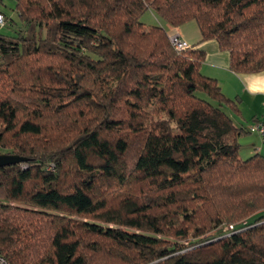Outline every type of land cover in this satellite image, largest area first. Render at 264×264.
Wrapping results in <instances>:
<instances>
[{"label":"trees","instance_id":"obj_1","mask_svg":"<svg viewBox=\"0 0 264 264\" xmlns=\"http://www.w3.org/2000/svg\"><path fill=\"white\" fill-rule=\"evenodd\" d=\"M147 9L194 20L232 71L264 70V0H15L0 25V153L25 158L0 166L10 264H264V154L239 156V99Z\"/></svg>","mask_w":264,"mask_h":264},{"label":"crops","instance_id":"obj_2","mask_svg":"<svg viewBox=\"0 0 264 264\" xmlns=\"http://www.w3.org/2000/svg\"><path fill=\"white\" fill-rule=\"evenodd\" d=\"M14 4L15 0H0V12L4 14L5 18L11 17L15 13ZM10 9L11 11L7 13ZM161 25L166 28L167 33L177 31L189 43H195L196 47L204 50V58L200 64L201 73L215 78L226 96L239 99L237 103L239 111L232 112L229 109L235 125L247 128L256 120L264 121V70L252 73L232 71L229 67V52L221 49L214 39L200 42L201 34L198 27L197 33L194 32L190 37H186L180 26H171L164 20ZM258 141V143L250 144L254 153L264 150V142L259 136Z\"/></svg>","mask_w":264,"mask_h":264},{"label":"rangeland","instance_id":"obj_3","mask_svg":"<svg viewBox=\"0 0 264 264\" xmlns=\"http://www.w3.org/2000/svg\"><path fill=\"white\" fill-rule=\"evenodd\" d=\"M10 11L11 9L7 13H9ZM11 17L16 18V13H13ZM140 20L146 26L156 25L158 24V22H161V21H162L161 24H163V19L152 9L145 10L141 14ZM179 26L186 37H190L192 34H194V32L195 33L198 32L197 30L198 25L194 20L185 21L181 23ZM7 29H8V26H5V24H4V27H1V30L3 32L6 31ZM252 142H256V143L259 142L258 136L256 133L249 132V133L242 134L241 138L239 137V144H240L239 156L240 158L246 159L252 154H254V152L252 151V145H250ZM260 153L264 154V150H262ZM233 229H234L233 227H230L228 225H222L219 228H217L215 231L217 232L218 230H221L224 234H228V233H231Z\"/></svg>","mask_w":264,"mask_h":264},{"label":"built area","instance_id":"obj_4","mask_svg":"<svg viewBox=\"0 0 264 264\" xmlns=\"http://www.w3.org/2000/svg\"><path fill=\"white\" fill-rule=\"evenodd\" d=\"M3 23L4 17L0 12V25H3ZM168 35L169 40L175 50L180 51L190 46V43L184 37H182L179 32L171 31L170 33H168ZM246 129L249 132L256 133L261 138L262 142H264V121L256 120L255 122L249 124ZM0 264L10 263L4 258V256L0 254Z\"/></svg>","mask_w":264,"mask_h":264},{"label":"water","instance_id":"obj_5","mask_svg":"<svg viewBox=\"0 0 264 264\" xmlns=\"http://www.w3.org/2000/svg\"><path fill=\"white\" fill-rule=\"evenodd\" d=\"M25 158L12 153H0V166L11 163H16L24 160Z\"/></svg>","mask_w":264,"mask_h":264}]
</instances>
